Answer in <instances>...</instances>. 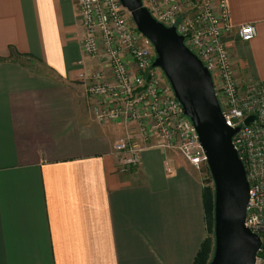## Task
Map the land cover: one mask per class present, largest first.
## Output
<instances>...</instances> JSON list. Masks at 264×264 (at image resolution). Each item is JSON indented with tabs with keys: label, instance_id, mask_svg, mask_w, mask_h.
<instances>
[{
	"label": "crops",
	"instance_id": "1",
	"mask_svg": "<svg viewBox=\"0 0 264 264\" xmlns=\"http://www.w3.org/2000/svg\"><path fill=\"white\" fill-rule=\"evenodd\" d=\"M226 2L234 71L264 81V0ZM78 9L0 0V264H192L206 237L200 173L149 143L120 167L114 144L138 132L93 116L78 76L100 66L82 51Z\"/></svg>",
	"mask_w": 264,
	"mask_h": 264
},
{
	"label": "built area",
	"instance_id": "2",
	"mask_svg": "<svg viewBox=\"0 0 264 264\" xmlns=\"http://www.w3.org/2000/svg\"><path fill=\"white\" fill-rule=\"evenodd\" d=\"M84 37L82 51L99 61L100 68L80 73L87 94L96 100L93 116L98 123L136 125L139 140L121 138L114 144L123 170L140 163L149 148L177 151L200 173L207 159L191 121L162 71L153 66V46L134 24L120 0H78ZM150 15L173 27L185 46L211 76L225 125L238 128L232 145L241 160L249 187L244 226L260 239L253 264H264V81L240 79L225 42L232 34L226 0H141ZM243 43L256 37L253 24L237 30ZM255 120L245 125L244 121ZM155 138L158 143L151 144Z\"/></svg>",
	"mask_w": 264,
	"mask_h": 264
},
{
	"label": "water",
	"instance_id": "3",
	"mask_svg": "<svg viewBox=\"0 0 264 264\" xmlns=\"http://www.w3.org/2000/svg\"><path fill=\"white\" fill-rule=\"evenodd\" d=\"M156 54L154 67L167 79L204 150L214 192V249L208 264H253L260 239L245 226L249 187L232 145L238 128L225 125L211 76L173 27L157 22L141 0H120ZM255 120L248 117L244 124Z\"/></svg>",
	"mask_w": 264,
	"mask_h": 264
},
{
	"label": "trees",
	"instance_id": "4",
	"mask_svg": "<svg viewBox=\"0 0 264 264\" xmlns=\"http://www.w3.org/2000/svg\"><path fill=\"white\" fill-rule=\"evenodd\" d=\"M206 168V167H203ZM202 168V170H203ZM206 170V169H205ZM206 185L211 184V177L209 171H206ZM202 205L204 211V220L206 225V234L211 233V238L206 236L197 251L192 264H208L210 256L213 254L214 237H213V210H214V192L213 186H203L201 191Z\"/></svg>",
	"mask_w": 264,
	"mask_h": 264
},
{
	"label": "rangeland",
	"instance_id": "5",
	"mask_svg": "<svg viewBox=\"0 0 264 264\" xmlns=\"http://www.w3.org/2000/svg\"><path fill=\"white\" fill-rule=\"evenodd\" d=\"M206 169V170H205ZM206 171H208V169H207V167L206 168H203V170L202 171H200V176H201V181H202V184H203V186L205 185V186H207V185H211V186H213V184H212V181H211V184H208L207 183V185L205 184L206 183V180H207V176H206ZM211 233H207L206 234V236H209L210 238H211ZM211 257H212V255L210 256V259H211ZM210 259H209V261H210Z\"/></svg>",
	"mask_w": 264,
	"mask_h": 264
}]
</instances>
